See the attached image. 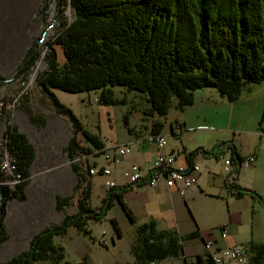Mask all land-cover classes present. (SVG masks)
Returning a JSON list of instances; mask_svg holds the SVG:
<instances>
[{"label":"trees","instance_id":"obj_1","mask_svg":"<svg viewBox=\"0 0 264 264\" xmlns=\"http://www.w3.org/2000/svg\"><path fill=\"white\" fill-rule=\"evenodd\" d=\"M68 4L73 18L61 21L53 31L47 43L46 69L36 81L50 106L65 116L72 128L64 151L77 176L74 187V193L79 194L77 213L41 229L29 241L27 250L4 264H33L37 260L58 264L64 258V250L54 242L55 237H62L70 226L89 234L83 228L84 218L99 221L114 201L126 218L134 222L131 210L122 200V188L108 189L102 209L96 211L88 206L90 183L86 171L74 159L89 154L90 148L78 144L77 134L80 132L93 148L100 149L103 144L98 135L82 128L53 89L69 93L94 91L99 104L109 106L126 104L125 96L112 97L111 88L121 86L125 92H136L132 94L144 101V116L162 118L171 106L182 110L192 104L197 89L212 88L233 102L244 88L264 81V0H68ZM55 45L63 51L62 64L56 60ZM37 56L35 47L28 49L17 71H27ZM30 118L44 124L41 117ZM162 126L161 121L153 120V134L159 133ZM3 137L4 148L21 180L13 189L0 186V244L8 239L5 203L10 199H26L24 189L35 159L33 144L8 118ZM228 147L231 158L243 159L234 146ZM197 151L189 153L190 165ZM239 168H234L235 173ZM230 187L238 198L248 193L246 189L231 184ZM72 199L73 196L56 197V210H63ZM109 220L115 234L120 236L116 220ZM136 235L143 253L141 261L157 263L179 257L182 242L198 236L190 233L181 237L171 230H158L154 221L138 225ZM244 251L247 264H264V244L250 240ZM185 264H213V261L206 254Z\"/></svg>","mask_w":264,"mask_h":264},{"label":"rangeland","instance_id":"obj_2","mask_svg":"<svg viewBox=\"0 0 264 264\" xmlns=\"http://www.w3.org/2000/svg\"><path fill=\"white\" fill-rule=\"evenodd\" d=\"M72 18L68 0H0V77L2 78L0 79V104L2 105H0V111L2 107L4 111V113L0 112V132L4 128V120L8 118L10 123L17 125L19 131L24 132L36 147L35 161L31 168L29 182L24 189L26 199L6 201L5 212L8 209L29 207L38 197V193L47 192V203L52 202L54 196L58 194L73 196L68 211L72 214L69 216L75 215L73 207L79 194L73 193L70 188H66V191L61 190L62 182L68 181L69 173H71L70 161L64 149L72 137V128L65 116L57 114L50 106L36 81L39 74L46 69L47 43L53 31L61 21H71ZM31 47L37 50V58L27 71H17L26 51ZM54 50L57 62L62 64L64 61L62 49L55 45ZM28 74H31V81L27 85L26 94L21 97L17 105L12 107V97L22 91L19 81ZM8 79L12 80L7 81ZM202 89L214 93L212 88ZM53 91L60 102L72 110L82 128L88 132L96 134L95 129L99 127L100 121H107V112L110 128L115 132L119 143L127 137L133 138L134 133H129L128 127H132L134 132L139 134L140 122H143L139 120L143 115L139 109L145 103L141 98L133 95L136 92L128 93L123 90V87L114 86L111 88L112 97L125 96L126 104L102 106L97 101L98 94L94 91L88 93H69L58 89ZM212 96L204 92L200 95L194 92L192 104L185 106L182 110L171 106L167 114L161 118L166 120L165 124L163 123L165 129L168 130L169 121L174 123L177 120L181 126L183 122H186L190 128L200 126L218 130L221 136L230 138L242 154L255 152L256 157L252 166H241L229 178V183L234 187L252 191L254 194L250 193V196L235 199L227 196L225 189L222 188L221 193H215L213 197L196 198L191 205L192 211L199 226L209 228L215 234L218 232V227L224 223L226 233L243 249L250 240L264 244V83L251 84L244 88L233 102L225 99L218 100L217 96ZM30 117H41L44 124L33 122ZM144 117V124L149 126L151 117ZM96 135L100 138L98 133ZM166 140L170 144L175 143L172 136H167ZM77 142L80 146L86 145V140L80 132L77 134ZM140 151L143 150L140 149ZM226 158H231V155L224 150L222 157L210 156L209 163L204 164L198 161L201 185H209L212 182L211 172L223 171L222 164ZM206 166L211 168L209 172ZM231 170L233 167L225 174ZM112 205L113 202L106 210ZM103 207L104 204L90 208L98 211ZM111 216L116 217L123 234L117 241V247L122 253L129 251L133 231L121 208L114 204L107 216L99 221L90 222L87 226L88 220L84 218L83 228L90 230L89 234L75 227L80 231L84 241L82 254L86 256L85 260L80 259L79 264H90L93 260L105 262L111 258L110 252L107 251L112 246L110 236L116 239L109 220ZM4 220L8 226L7 232L12 236L11 218L8 214ZM61 240L62 237L57 236L54 242L60 245ZM103 240L106 246L102 244ZM8 243L0 244V264L20 254L18 250L26 247L27 241L25 240L16 250L9 248ZM64 260L63 258L58 264H67ZM33 264L48 263L37 260Z\"/></svg>","mask_w":264,"mask_h":264},{"label":"crops","instance_id":"obj_3","mask_svg":"<svg viewBox=\"0 0 264 264\" xmlns=\"http://www.w3.org/2000/svg\"><path fill=\"white\" fill-rule=\"evenodd\" d=\"M260 83H264V81ZM194 92L198 95H200L201 92H204V94H208L211 97L214 95L219 98L218 100L225 99L224 97H221L215 90L214 93L206 89H197ZM144 107L145 105L143 104V107L139 109L141 115ZM106 115L107 121H100L99 127H96L95 129V133L100 135V140L103 144L102 148L100 149H104V151H99V149L91 147V145L86 142L85 147L90 148V153L86 155L87 167L103 166L105 164V155L112 154L110 147L114 144L127 145L130 148V153L126 157L122 158L121 161L113 167L112 173L109 175V177H105L100 173L87 176V173L84 172L85 176L88 177V182L90 183L88 206H101L108 191V188L105 186L106 179L114 181L115 188L123 189L122 200L131 210L132 216L134 218V222H130L127 219L133 231V240L127 253H122L119 250L117 247V241L122 238L123 234L118 220L116 217L111 216L110 218H114L116 220L120 229V236L115 234V240L112 236H110L112 246L108 248L107 251L110 252L111 258L105 262H95V260H93L90 262V264H144L146 261L142 262L140 258L143 256V253L141 251V245L137 240L136 227L149 221L155 222L156 229L171 230L181 237H184L190 233H196L198 235L196 238L182 242V249L179 257H168L159 261L157 264H185L194 262L196 256H204L208 253L204 247V241L206 240H213L214 245L218 247H227L239 244L228 233H226L224 238L220 236V230L222 228L225 230L226 225H224V223L218 227V232L216 234L209 228H202L199 226L200 224L191 208V205L196 198L200 196L213 197V195H216L215 193L220 194L222 188L225 189L227 196H231L235 199H239L243 196H250V193H244L239 198L235 196V190L230 188L229 183V178L232 175L228 177V174L233 170H231L228 174H225L226 171L224 170L223 163V171L219 170L218 172H211L213 175L212 182L209 185H201V171L199 168L196 184L187 188L183 195H180L174 188L165 187L162 183H159L156 187L130 185L124 173L128 170L131 164L138 165L139 168L145 173H149L151 171L152 160L154 159L157 151L156 146L147 141V137L153 134L151 127L152 121L157 119L165 124L166 120H163L160 117H151L149 122L150 124L147 126V124H144L145 117L142 115L139 119L140 121H143L140 122V128L138 129L139 134H136L132 127H128V132L134 133L133 138L127 137L123 140V142L119 143L116 139L115 132L110 128V118L108 117L109 114L107 112ZM164 124L160 128L159 134L164 135L165 140L167 136H172L175 140V143L170 144L166 140V144L162 150L164 153H173L175 155V166L178 168H184L190 165L188 163V158L190 157L189 153L196 149H198V151L192 156L191 164L197 165L198 161H201L204 164L207 162L209 163L211 160L210 156H206L205 153L215 146L223 143H227L228 146H234L236 153L242 158L249 155L256 157L255 152L242 154L240 149L237 148L233 141L230 138L221 136L218 130L205 129L200 126L190 128L187 126L186 122H183L182 128L180 122L177 120H175L174 123L169 121L168 130H166ZM141 128L144 130L143 133ZM33 146L36 157L35 144H33ZM228 146L223 144L221 149L213 152V156L219 157L220 154H223L224 150H226L231 155V150ZM140 149L143 151H140ZM206 167L209 172L211 168L208 166ZM70 170L71 173H69L68 181L65 183L62 182L63 187L61 190L66 191V188H70L74 193L77 176L72 171L71 167ZM47 194V192L38 193V197L32 201L29 207H20L18 209L12 210L8 209L5 217L8 214V216L11 218L10 227L12 228V236L7 232L8 240L5 242H9V248L16 250L17 248L21 247V244L26 240V247H23L22 250L19 249L18 252L27 250L29 241L41 229L51 224H58L64 219L65 216L72 215L71 212L68 211V207L71 205V203L60 211L56 210L55 208L56 197L68 196L65 194H58L54 196V200L52 202L47 203ZM93 198L94 201L92 202ZM114 204L118 205V203L114 201L113 205L106 210V214L103 216V218L107 216V213L111 208L114 207ZM73 209L75 210L76 214V203ZM90 222L95 221L88 220L87 226ZM4 224L7 231L8 226L5 223V220ZM11 237L12 240L9 241ZM59 244L63 247L65 255L64 262L67 264H79L80 259H86V256H83L82 254L84 241L80 235V231H78L75 227H69L67 229V233L62 236V240L59 242Z\"/></svg>","mask_w":264,"mask_h":264},{"label":"built area","instance_id":"obj_4","mask_svg":"<svg viewBox=\"0 0 264 264\" xmlns=\"http://www.w3.org/2000/svg\"><path fill=\"white\" fill-rule=\"evenodd\" d=\"M30 77L31 74H28L23 80L19 81L22 85V91L12 97V107L17 104L21 96L26 94L27 85L31 81ZM11 80L12 79H8L7 81ZM0 112H2V110ZM4 128L1 129L0 132V186L13 189L15 185L20 182L21 178L20 174L16 172L15 164L4 148ZM147 141L154 144L157 148L154 159L152 160L151 171L145 173L138 165L131 164L124 173L130 185L156 187L159 183H162L165 187L174 188L180 195H183L187 188L196 184L199 167L196 164H191L184 168L176 167L175 155L173 153H164L162 150L166 144L164 135L159 133L151 134L147 137ZM110 149L112 150V154L105 155V164L101 167H87L86 155L84 154L77 156L74 161L86 171L87 176L100 173L105 177H109L113 167L130 153V148L127 145L114 144ZM99 151H104V149H99ZM219 157H222V154H220ZM254 159L255 157L253 155H249L237 163L234 158H226L223 161L224 170L229 171L232 167L234 169L238 165L239 167L251 166ZM86 180L88 181V177H86ZM105 186L110 189L115 187V183L110 179H106ZM220 236L222 238L226 236V232L223 228L220 230ZM102 244L106 245L105 240L102 241ZM204 247L208 251L207 255L212 259L213 264H247V255L244 249L239 245L218 247L214 245L213 240H206L204 241ZM144 264H157V262L149 260Z\"/></svg>","mask_w":264,"mask_h":264},{"label":"water","instance_id":"obj_5","mask_svg":"<svg viewBox=\"0 0 264 264\" xmlns=\"http://www.w3.org/2000/svg\"><path fill=\"white\" fill-rule=\"evenodd\" d=\"M222 147H223V144H219V145L215 146L214 148L210 149L208 152H206L205 155H206V156H212L214 150L220 149V148H222ZM234 159H235V161L238 163V160H237L236 158H234ZM237 168H239V165L236 167V169H237ZM236 169H235V170L233 169V171L230 172V173L228 174V177H230L232 174H234L235 171H236ZM247 192H248V193H251V194H254L252 191H249V190H247Z\"/></svg>","mask_w":264,"mask_h":264},{"label":"flooded vegetation","instance_id":"obj_6","mask_svg":"<svg viewBox=\"0 0 264 264\" xmlns=\"http://www.w3.org/2000/svg\"><path fill=\"white\" fill-rule=\"evenodd\" d=\"M221 149V148H220ZM217 150H219V149H217ZM217 150H214V151H217Z\"/></svg>","mask_w":264,"mask_h":264}]
</instances>
